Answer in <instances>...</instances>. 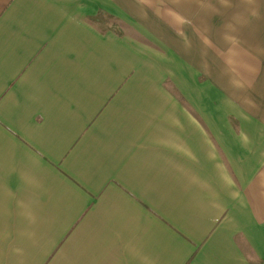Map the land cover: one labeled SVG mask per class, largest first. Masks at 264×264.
<instances>
[{
  "label": "crops",
  "instance_id": "obj_1",
  "mask_svg": "<svg viewBox=\"0 0 264 264\" xmlns=\"http://www.w3.org/2000/svg\"><path fill=\"white\" fill-rule=\"evenodd\" d=\"M92 1L0 0V264H264L261 133L196 113L173 24Z\"/></svg>",
  "mask_w": 264,
  "mask_h": 264
},
{
  "label": "rangeland",
  "instance_id": "obj_2",
  "mask_svg": "<svg viewBox=\"0 0 264 264\" xmlns=\"http://www.w3.org/2000/svg\"><path fill=\"white\" fill-rule=\"evenodd\" d=\"M240 1L227 0L224 4L223 0H93L90 5L101 33L129 36L153 47L157 18L173 24L184 40L178 43L180 57H172L165 48L164 60L166 56L171 61L179 60L178 76L194 81L196 101L203 104L195 107L196 113L213 114L219 119L212 122L213 127L239 129L242 120L245 130L261 133L263 161L264 5ZM188 52L189 58L185 56ZM143 75L142 80L145 76L153 80L151 74ZM166 77L164 80L170 81ZM172 92L180 100L188 98L184 90L183 94ZM221 115L226 117L220 118Z\"/></svg>",
  "mask_w": 264,
  "mask_h": 264
}]
</instances>
